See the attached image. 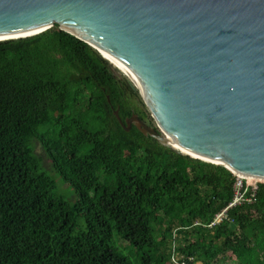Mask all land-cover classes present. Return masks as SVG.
I'll return each instance as SVG.
<instances>
[{
  "label": "trees",
  "instance_id": "1",
  "mask_svg": "<svg viewBox=\"0 0 264 264\" xmlns=\"http://www.w3.org/2000/svg\"><path fill=\"white\" fill-rule=\"evenodd\" d=\"M145 109L57 25L0 42V264H264V184L254 204L230 211L233 224L209 229L234 201L237 177L126 131L114 114L148 124Z\"/></svg>",
  "mask_w": 264,
  "mask_h": 264
},
{
  "label": "water",
  "instance_id": "2",
  "mask_svg": "<svg viewBox=\"0 0 264 264\" xmlns=\"http://www.w3.org/2000/svg\"><path fill=\"white\" fill-rule=\"evenodd\" d=\"M56 25L139 92L126 131L264 184V0H0V42Z\"/></svg>",
  "mask_w": 264,
  "mask_h": 264
},
{
  "label": "built area",
  "instance_id": "3",
  "mask_svg": "<svg viewBox=\"0 0 264 264\" xmlns=\"http://www.w3.org/2000/svg\"><path fill=\"white\" fill-rule=\"evenodd\" d=\"M258 190L257 184H250V182H248L246 179L237 177L234 201L226 210L217 215L215 220H213L212 223L207 227L209 229L216 228L225 222L233 224L234 221L229 216L230 211L245 204H254Z\"/></svg>",
  "mask_w": 264,
  "mask_h": 264
},
{
  "label": "rangeland",
  "instance_id": "4",
  "mask_svg": "<svg viewBox=\"0 0 264 264\" xmlns=\"http://www.w3.org/2000/svg\"><path fill=\"white\" fill-rule=\"evenodd\" d=\"M117 73H118V72H117ZM118 75H119L120 77H124V76H122V75L119 74V73H118ZM124 78H125V77H124ZM134 102H135L137 105H139L138 102L140 103V101L137 100V99H135ZM143 107H144V106L142 105L141 108H140V110H142ZM146 107H147V106H146ZM145 111H148L147 113H148V115H149V117H147V122H148V124H150V126L153 127V128H157V123L155 122L154 118L152 117V114L150 113L149 109L147 108V109H145ZM35 149H36V153L38 154V156L42 157V161H43V164H44L45 168H46L47 170H49V171L52 173V175H53L54 172L51 170V163H50V160H49V159L47 158V156L45 155V153H44L42 147L40 146V144H36V148H35ZM247 181H248V180H247ZM248 182H250V184H254V185H255V183H254L253 181H248ZM256 184H257V183H256ZM259 184H260V183H258L257 186H258ZM58 185H59V189H60V191L62 192V194H64V195L67 196V197H70V199L73 201V199H74V196H73L74 193H73V191L71 190V192L73 193V194H72V193L68 190L69 187H67L66 185H64L60 179H58ZM67 197H65V199H66V201L69 202V199H68ZM174 238H175V241H174V243H173V245H172L173 247H174V245H178V242H179V240H178V239H179V238H178V235H175ZM115 240L117 241L116 246H117L118 248H120L121 250H123V253H124L126 256H128L133 262H135V258H134V256H133V252H134V250L132 249V247H131L128 243H126L125 241H122V240L118 239L117 237L115 238ZM174 260L177 261V258H175Z\"/></svg>",
  "mask_w": 264,
  "mask_h": 264
},
{
  "label": "bare ground",
  "instance_id": "5",
  "mask_svg": "<svg viewBox=\"0 0 264 264\" xmlns=\"http://www.w3.org/2000/svg\"><path fill=\"white\" fill-rule=\"evenodd\" d=\"M175 147V146H174ZM247 180V179H246ZM248 181H253L255 184L257 183H259V181H257V180H253V179H249Z\"/></svg>",
  "mask_w": 264,
  "mask_h": 264
}]
</instances>
